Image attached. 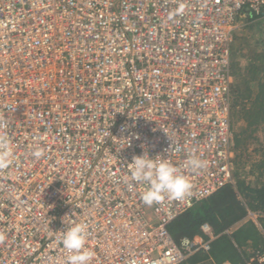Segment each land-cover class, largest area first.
<instances>
[{"label":"built area","instance_id":"1","mask_svg":"<svg viewBox=\"0 0 264 264\" xmlns=\"http://www.w3.org/2000/svg\"><path fill=\"white\" fill-rule=\"evenodd\" d=\"M264 0H0V264H66L61 240L87 225L91 264H187L215 238L169 225L235 183L234 40ZM40 151L36 157L34 152ZM192 183L148 206L134 156ZM208 161L206 170L188 159ZM129 182L133 187H129ZM246 264H264V250Z\"/></svg>","mask_w":264,"mask_h":264},{"label":"trees","instance_id":"2","mask_svg":"<svg viewBox=\"0 0 264 264\" xmlns=\"http://www.w3.org/2000/svg\"><path fill=\"white\" fill-rule=\"evenodd\" d=\"M245 17L248 23L259 27L261 36L255 40L254 48L245 54L249 58L248 65L242 67L239 61H234V57L232 61L236 80L232 86L233 118L237 108L246 123L238 132L234 131V149L238 153L235 158V183H229L202 199L169 225L175 238L190 236L206 240L208 237L201 230V224L208 222L217 236L208 251L219 263L229 260L235 264H246L250 256L264 250V233L252 220L243 222L228 233L230 228L244 220L248 207L262 215L260 219L264 229V153L262 158L252 163L249 171H245V163L240 159L246 143L256 141L255 132L264 123V8L260 14L247 12ZM255 81L257 94L253 96ZM248 173L254 179H249ZM208 251H197L191 260L198 261L207 256Z\"/></svg>","mask_w":264,"mask_h":264},{"label":"clouds","instance_id":"3","mask_svg":"<svg viewBox=\"0 0 264 264\" xmlns=\"http://www.w3.org/2000/svg\"><path fill=\"white\" fill-rule=\"evenodd\" d=\"M14 147L6 133L0 132V169H6L14 159ZM39 157L40 151L33 153ZM130 168L131 181L136 185H146L141 192L144 204L152 206L170 197L182 200L190 195L192 183L173 163L162 156H151L148 153L133 157ZM187 167L194 171L206 170L208 161L192 157L187 161ZM129 187L133 184L129 182ZM63 248L68 253L66 264H91L94 251L88 246L87 225L75 223L64 231L61 240Z\"/></svg>","mask_w":264,"mask_h":264},{"label":"rangeland","instance_id":"4","mask_svg":"<svg viewBox=\"0 0 264 264\" xmlns=\"http://www.w3.org/2000/svg\"><path fill=\"white\" fill-rule=\"evenodd\" d=\"M257 25L253 26L251 23H248L246 17L241 19V26L238 29V39L234 40L236 49L240 53L241 56L245 57V54L249 53V49L254 48L253 44L255 40L260 39L261 34L257 29ZM248 45H250L248 47ZM234 82H236L234 78ZM257 94L256 81L255 88L253 90V96ZM245 119L242 114L237 112V108H235L234 118L232 122L233 131L238 132L239 129L244 126ZM257 139L250 140L246 144V149H244L241 153V162L245 163V171H249L251 169V165L253 162H256L260 158H262V154L264 153V123L261 124L257 131L255 132ZM242 150V149H241ZM237 152L235 151V158H237ZM249 175V173H248ZM249 179H254V176L249 175Z\"/></svg>","mask_w":264,"mask_h":264},{"label":"crops","instance_id":"5","mask_svg":"<svg viewBox=\"0 0 264 264\" xmlns=\"http://www.w3.org/2000/svg\"><path fill=\"white\" fill-rule=\"evenodd\" d=\"M238 31V30H237ZM235 38L238 39V33L236 32L235 34ZM235 39V40H236ZM235 44V42H234ZM235 46V45H234ZM236 49V46L234 48V61H239L240 64L242 65V67H245L246 65L249 64V58H246L241 56L240 53L238 52V50H235ZM234 76V75H233ZM261 214H259V212L255 211V210H252L248 207V212H247V215L246 217L244 218L243 221H241L240 223H237L235 224L232 228H230V230L228 231V233H231L233 232L234 230H236L243 222L247 221V220H252L256 225L257 227L264 233V229L262 227V223H261ZM202 230V229H201ZM203 231V230H202ZM204 233V232H203ZM207 237L208 235L206 233H204ZM215 234V233H214ZM217 238V236H215V238L213 240H215ZM200 240V239H199ZM212 240V241H213ZM246 249V248H245ZM209 252V251H208ZM196 253V252H195ZM193 253V254H195ZM204 253V252H203ZM191 254L188 258V263L187 264H235V263H232L230 262L229 260H224L222 263L219 261H217V259H215L211 254L210 252L207 253V256L199 259L198 261H192L191 260V256L193 255Z\"/></svg>","mask_w":264,"mask_h":264}]
</instances>
